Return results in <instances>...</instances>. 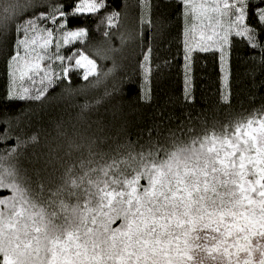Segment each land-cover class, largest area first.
Wrapping results in <instances>:
<instances>
[{"label": "snow or ice", "instance_id": "snow-or-ice-1", "mask_svg": "<svg viewBox=\"0 0 264 264\" xmlns=\"http://www.w3.org/2000/svg\"><path fill=\"white\" fill-rule=\"evenodd\" d=\"M127 7L0 0V58L11 84L0 95V264H264V107L211 126L191 116L173 126L157 108L135 127L91 106L69 120L43 107L74 73L98 83L112 71L79 50L59 54L89 35L71 22L95 17L110 37ZM135 8L149 29L139 44L145 103L154 44L167 43L177 16L185 101L201 55L217 62L225 104L234 49L264 69V0H136ZM243 75L255 80V69ZM45 120L42 135L28 131Z\"/></svg>", "mask_w": 264, "mask_h": 264}, {"label": "trees", "instance_id": "trees-1", "mask_svg": "<svg viewBox=\"0 0 264 264\" xmlns=\"http://www.w3.org/2000/svg\"><path fill=\"white\" fill-rule=\"evenodd\" d=\"M124 2L129 7L122 11L120 27L113 29L110 37L103 35L104 25L95 17L84 16L71 22L70 27H84L89 35L70 45L61 44L59 54L68 55L79 50L95 59L98 67L105 72L112 71L107 77L101 76L98 83L96 77H90L91 82L80 79L79 72L72 75L70 84L61 83L43 105L51 119H73L82 106H91L89 110L95 109L102 114L116 113L118 118L122 115L130 126L135 127L147 123L157 108H164L166 113L172 115L173 126L186 116H191L197 125L203 121L211 126L214 123L226 124L230 119L264 107V89L260 87L264 83V69L247 62V50L243 47L233 50L231 96L227 104L220 99V72L212 55H201L196 59L192 71L191 101H185L183 61L180 56L182 21L178 16L170 22L172 26L167 43L156 41L154 44L152 74L148 81L152 98L150 103L141 101L145 80L139 67V44L149 29L139 23L136 0ZM121 36L124 43H121ZM109 47L118 51L105 56ZM56 51L54 47L49 48L50 54ZM58 65L59 61L53 60L52 68L57 72ZM253 68L255 80L243 75L246 69ZM10 86L8 69L0 58V95ZM33 107L41 105L35 104ZM4 111L7 113L15 109ZM44 129H49L47 120L43 128L35 125L28 131L42 135Z\"/></svg>", "mask_w": 264, "mask_h": 264}, {"label": "rangeland", "instance_id": "rangeland-1", "mask_svg": "<svg viewBox=\"0 0 264 264\" xmlns=\"http://www.w3.org/2000/svg\"><path fill=\"white\" fill-rule=\"evenodd\" d=\"M84 53V52H83ZM85 55H87L86 53H84ZM88 56V55H87ZM89 58H92L89 56ZM93 59V58H92ZM24 83L27 86V81L21 82V81H17V85Z\"/></svg>", "mask_w": 264, "mask_h": 264}]
</instances>
